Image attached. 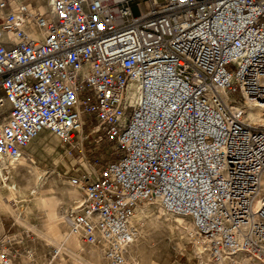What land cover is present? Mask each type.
<instances>
[{
  "label": "built area",
  "instance_id": "obj_1",
  "mask_svg": "<svg viewBox=\"0 0 264 264\" xmlns=\"http://www.w3.org/2000/svg\"><path fill=\"white\" fill-rule=\"evenodd\" d=\"M247 105L264 109V0H0V156L45 129L83 141L91 120L117 157L71 177L64 215L110 264L153 204L191 219L194 264H264V126Z\"/></svg>",
  "mask_w": 264,
  "mask_h": 264
},
{
  "label": "rangeland",
  "instance_id": "obj_2",
  "mask_svg": "<svg viewBox=\"0 0 264 264\" xmlns=\"http://www.w3.org/2000/svg\"><path fill=\"white\" fill-rule=\"evenodd\" d=\"M41 1L44 4L47 0ZM247 106H244L243 108ZM247 112V114H249L248 110ZM261 112L263 120L259 119V121L264 123V112ZM249 120L252 119L249 118ZM91 123L92 121L88 120L87 125L84 127L85 139L82 141L81 138L78 139L75 137L73 144H61L60 140L49 130H47V132H50L49 134L53 140V148H50L51 150L49 148H43L39 137L33 139V141L27 146L25 154L23 155L28 158L29 163L26 164V167L22 168V173L28 175L33 164L37 165L38 168L42 170L49 171L47 176H49V179L52 180V178H54V180L58 182L60 188L58 193H60L61 190L65 192L67 186H74L69 181L71 180V177L83 172L84 169L94 170L97 168L96 170H98L101 164H105L106 162L115 159L117 156L111 154L113 145L107 142L105 138L97 141L95 139L96 134L91 133V129L93 128ZM77 141L80 143H77ZM98 158L100 163L99 166H96L95 160ZM3 168H5L3 179L5 178L7 181H10L11 175H13L12 169L8 167ZM14 177L17 176L14 175ZM19 179L20 183L25 182L21 176H19ZM2 182L0 174V183ZM12 186L13 188L15 187L14 184H12ZM64 188L66 189L64 190ZM35 190L36 188H33L31 192H35ZM62 191L61 193L63 194ZM76 192L77 194L74 196V203L70 208H73L76 205V199H79L82 196V192L79 188ZM9 203L16 214L20 215L21 218L27 216L23 210L27 206V201L20 202L12 198L9 200ZM152 206L155 207L159 205L153 204L142 207L148 208ZM67 207L68 204L66 205V208ZM70 208L68 207L67 210ZM159 208L164 213L162 211L150 213L141 218L140 221L134 222L138 228V236L134 242L136 244L141 243L142 246H140V249H138L139 251L135 254L136 258H131L128 251H126V264H194L197 260L196 252L199 246L190 234L192 228L191 219L189 217L185 219L187 221L188 229L181 228L175 219L171 222L168 221V219H166V217L169 216L167 215V212L161 207ZM58 211H64V215V204L58 206ZM135 213H137V211ZM159 213H161V215H159ZM45 215L46 213L44 210L36 208L33 210V213L28 214V217L30 218V223L38 225L44 221L43 218ZM151 221H154L155 223H150ZM60 228L63 232L71 229L70 226L65 223L62 224ZM0 229V235L7 234L11 236L10 247L14 254L13 259L15 264H26L25 262L28 264H85L81 259H88L90 256L87 251L90 248H97L90 246L83 239H78L85 249V251L79 254L76 246L77 239H75V236L72 234L65 244L69 245V250L71 249L74 253L81 255V259L75 257L72 252L64 249L55 253L57 250L55 244L38 238L31 228L19 224L10 216V214L7 213H2L0 215ZM141 229H144V232L146 233L145 236L140 232ZM102 258L104 262L110 264L104 256H102Z\"/></svg>",
  "mask_w": 264,
  "mask_h": 264
},
{
  "label": "bare ground",
  "instance_id": "obj_3",
  "mask_svg": "<svg viewBox=\"0 0 264 264\" xmlns=\"http://www.w3.org/2000/svg\"><path fill=\"white\" fill-rule=\"evenodd\" d=\"M254 109H257V110H254ZM247 110L249 111V114H247L248 113ZM260 110L264 112L263 108L255 107L251 105L245 108H242L243 116L246 119V121L253 123V124H259V125L264 126V123L262 121H259V119L263 120V118L261 117L262 112ZM249 118L252 120H249ZM47 130L48 129L41 131L36 136L40 138L44 149L53 148V144H52L53 140L51 138V135L49 134L50 132L48 133ZM36 137L34 139H36ZM32 141L33 139L31 140V142ZM22 156L18 159L0 156V170L2 167H8L12 169V174H13L11 175L10 181H7L5 178L3 179L4 172L0 171L1 180L3 181L2 183H0V215L2 213L10 214V216L14 220H16V222H18L19 224L27 228H31L36 233L38 238L43 239L46 242H51L55 244L57 246L58 252L62 249L68 250L72 252V254L75 257H78L81 259L82 256L79 254L85 251L83 245L78 241V239H82L80 237L81 234L74 232L72 229L63 232L60 226L64 223L66 225H69V223L67 219L65 218V215H63L64 211H58V206L60 204H64L65 211L67 210L68 207L70 208L72 206V204L74 203V196L77 194L76 191L78 187L77 186L76 187L67 186V189L64 188V190L66 189L65 192L61 190L63 194L61 193V191L60 193H58V191L60 190L58 182L54 180V178H52V180L49 179V176H47V174H49V171L42 170L38 168V166L35 164L32 165L31 167L32 169L29 171L30 173L28 175L23 174L21 170L22 168L26 167V164H28L29 162H28V158H26L25 156L23 157ZM14 175L17 176L18 178L14 177ZM19 176H21L22 179L25 180L24 183H20ZM12 184L15 185L14 188ZM33 188H36V190L35 192L32 191L33 192L32 193L31 190ZM262 194H264V177H263ZM12 198L20 202L27 201V206L23 209L25 212V215H27L25 218H21L20 215L16 214V212L10 205L9 200ZM76 200H78V198ZM67 204H68V207L66 208ZM159 207L160 206H155V207L152 206L148 208H144V207L138 208L136 210L137 213H135L133 217L134 222L140 221L141 218H143L144 216H147L150 213L162 211ZM36 208L42 209L46 213L45 217L43 218L44 221H42V223L38 225L37 224L34 225L30 223V218L28 217V214L33 213V210ZM159 215H161V213H159ZM167 215H169L166 217L168 221L171 222L175 219L176 222L179 223V226L181 228H184V229L187 228V223H186L187 221L185 220L188 218L187 216L173 215L169 213H167ZM153 222L154 221H151L150 223H153ZM140 232L144 234V236L146 235V233L144 232V229H141ZM72 234L75 236V239H77L76 246H77V252H79V254L74 253L71 249L69 250L68 249L69 245L65 244V242L70 238V236H72ZM140 246H142L141 243L136 244L134 242L127 248V251L131 258H136L135 254L139 251L138 249H140ZM87 253L89 254L90 257L88 259H81L84 261L85 264H107L106 262H104L102 258L103 256L102 250L98 248H90L87 251ZM25 263L28 264L27 262ZM240 264H245V263H240Z\"/></svg>",
  "mask_w": 264,
  "mask_h": 264
},
{
  "label": "crops",
  "instance_id": "obj_4",
  "mask_svg": "<svg viewBox=\"0 0 264 264\" xmlns=\"http://www.w3.org/2000/svg\"><path fill=\"white\" fill-rule=\"evenodd\" d=\"M20 1H22V0H6L7 8H13V7H15L17 5V3L20 2ZM27 1L30 2L34 6H37V5H40V6L41 5H46V3H47V1H46V3L43 4L41 0H36V1L27 0Z\"/></svg>",
  "mask_w": 264,
  "mask_h": 264
}]
</instances>
